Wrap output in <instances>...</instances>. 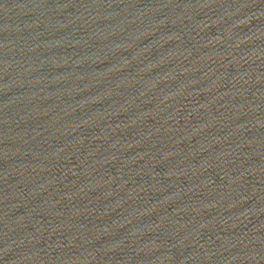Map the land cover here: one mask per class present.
Masks as SVG:
<instances>
[{
  "label": "water",
  "instance_id": "obj_1",
  "mask_svg": "<svg viewBox=\"0 0 264 264\" xmlns=\"http://www.w3.org/2000/svg\"><path fill=\"white\" fill-rule=\"evenodd\" d=\"M0 264H264V0H0Z\"/></svg>",
  "mask_w": 264,
  "mask_h": 264
}]
</instances>
